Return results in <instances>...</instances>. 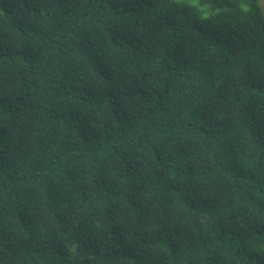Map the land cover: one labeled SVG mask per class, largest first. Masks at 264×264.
Segmentation results:
<instances>
[{
  "label": "trees",
  "instance_id": "obj_1",
  "mask_svg": "<svg viewBox=\"0 0 264 264\" xmlns=\"http://www.w3.org/2000/svg\"><path fill=\"white\" fill-rule=\"evenodd\" d=\"M259 2L0 0V264H264Z\"/></svg>",
  "mask_w": 264,
  "mask_h": 264
},
{
  "label": "rangeland",
  "instance_id": "obj_2",
  "mask_svg": "<svg viewBox=\"0 0 264 264\" xmlns=\"http://www.w3.org/2000/svg\"><path fill=\"white\" fill-rule=\"evenodd\" d=\"M195 1H193L192 3H194ZM259 4H260V7L261 6H263L264 5V0H260V2H259ZM264 7V6H263ZM262 8V7H261ZM263 10H264V8H263Z\"/></svg>",
  "mask_w": 264,
  "mask_h": 264
}]
</instances>
